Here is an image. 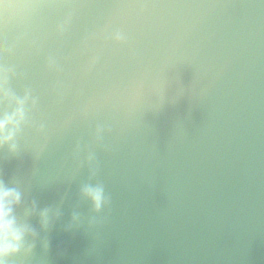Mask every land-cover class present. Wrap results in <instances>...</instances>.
Masks as SVG:
<instances>
[{
    "label": "water",
    "instance_id": "95a60500",
    "mask_svg": "<svg viewBox=\"0 0 264 264\" xmlns=\"http://www.w3.org/2000/svg\"><path fill=\"white\" fill-rule=\"evenodd\" d=\"M0 119L3 264H264V0H0Z\"/></svg>",
    "mask_w": 264,
    "mask_h": 264
},
{
    "label": "clouds",
    "instance_id": "9594fccd",
    "mask_svg": "<svg viewBox=\"0 0 264 264\" xmlns=\"http://www.w3.org/2000/svg\"><path fill=\"white\" fill-rule=\"evenodd\" d=\"M5 123V120L0 119V131H2ZM3 142L4 139L0 138V143ZM83 194L97 210L104 202V191L100 186L86 187ZM18 201V193L0 184V264H3L5 256L17 250V246L23 238V230L15 226L11 216L12 206Z\"/></svg>",
    "mask_w": 264,
    "mask_h": 264
}]
</instances>
